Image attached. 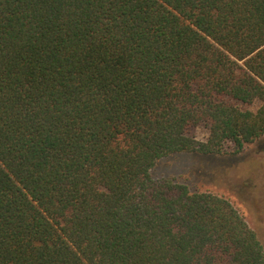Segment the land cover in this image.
<instances>
[{
  "label": "trees",
  "instance_id": "obj_1",
  "mask_svg": "<svg viewBox=\"0 0 264 264\" xmlns=\"http://www.w3.org/2000/svg\"><path fill=\"white\" fill-rule=\"evenodd\" d=\"M263 136L264 0H0V264H264L229 198L152 174Z\"/></svg>",
  "mask_w": 264,
  "mask_h": 264
},
{
  "label": "rangeland",
  "instance_id": "obj_2",
  "mask_svg": "<svg viewBox=\"0 0 264 264\" xmlns=\"http://www.w3.org/2000/svg\"><path fill=\"white\" fill-rule=\"evenodd\" d=\"M257 106L258 102L249 107ZM189 133L206 140L209 129L200 124ZM234 148L229 142L228 150ZM152 174L156 178L174 177L193 190H209L229 198L264 244V136L235 154H171L157 162Z\"/></svg>",
  "mask_w": 264,
  "mask_h": 264
}]
</instances>
